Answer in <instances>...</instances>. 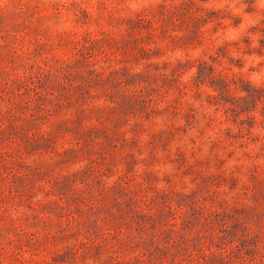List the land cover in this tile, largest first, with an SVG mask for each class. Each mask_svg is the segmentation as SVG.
Instances as JSON below:
<instances>
[{"label":"rangeland","instance_id":"obj_1","mask_svg":"<svg viewBox=\"0 0 264 264\" xmlns=\"http://www.w3.org/2000/svg\"><path fill=\"white\" fill-rule=\"evenodd\" d=\"M0 264H264V0H0Z\"/></svg>","mask_w":264,"mask_h":264}]
</instances>
